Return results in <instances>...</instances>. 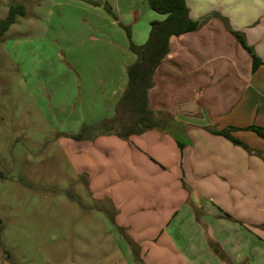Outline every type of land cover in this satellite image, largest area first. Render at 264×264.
Instances as JSON below:
<instances>
[{
    "label": "crops",
    "instance_id": "crops-1",
    "mask_svg": "<svg viewBox=\"0 0 264 264\" xmlns=\"http://www.w3.org/2000/svg\"><path fill=\"white\" fill-rule=\"evenodd\" d=\"M138 3L145 18L133 19L130 31L135 28L131 41L141 46L150 23L166 16L151 11L147 0ZM186 4L190 18L205 23L196 32L169 39V52L148 92L149 108L172 119L165 130L117 138L125 159L116 157V168L106 169V174L123 177L110 196L116 225L131 235L142 264H264V140L233 130L231 136L248 153L206 130H264V66L252 73L250 55L230 33L242 35L264 63V0ZM114 14L116 26L128 25ZM121 47L119 98L126 68L136 59L128 43ZM81 70L89 80L86 67Z\"/></svg>",
    "mask_w": 264,
    "mask_h": 264
},
{
    "label": "rangeland",
    "instance_id": "rangeland-1",
    "mask_svg": "<svg viewBox=\"0 0 264 264\" xmlns=\"http://www.w3.org/2000/svg\"><path fill=\"white\" fill-rule=\"evenodd\" d=\"M102 1L0 0V22L26 12L0 39V264H133L110 199L123 177L106 174L120 142L75 139L119 98L128 40L112 16L131 37L145 18L139 0Z\"/></svg>",
    "mask_w": 264,
    "mask_h": 264
},
{
    "label": "trees",
    "instance_id": "trees-1",
    "mask_svg": "<svg viewBox=\"0 0 264 264\" xmlns=\"http://www.w3.org/2000/svg\"><path fill=\"white\" fill-rule=\"evenodd\" d=\"M148 8L158 15L166 16L162 21L150 23V30L147 41L137 46L131 41V36L126 27L128 40V50L136 59L126 68L127 83L125 89L117 100L114 114L110 118L102 119L90 127L91 130L81 132L76 140H91L95 136H116L122 140H127L131 136H140L153 130H165L167 123L172 116L166 112H154L148 106V92L153 87V76L161 61L169 52V39L172 36H180L186 33L198 31L205 23V20H192L189 16L186 0H147ZM109 12V8H106ZM25 9L22 5H12L8 9L5 19L0 22V39L15 23L16 17H23ZM114 20L116 18L112 16ZM226 27L227 23L224 21ZM237 42L250 55L252 60L251 71L254 73L264 63L246 46L243 36L230 31ZM212 135L225 138L235 146H239L248 153V149L243 143L231 136L233 130H242L254 133L264 140V130L249 126L243 129H224L221 131L206 128ZM119 230L124 233V229ZM132 255L136 264H142L139 257V247L136 243L131 244Z\"/></svg>",
    "mask_w": 264,
    "mask_h": 264
}]
</instances>
